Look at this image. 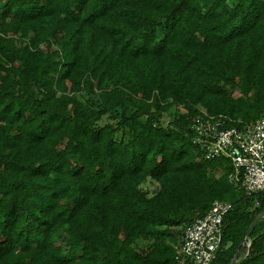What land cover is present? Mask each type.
<instances>
[{
  "label": "trees",
  "instance_id": "16d2710c",
  "mask_svg": "<svg viewBox=\"0 0 264 264\" xmlns=\"http://www.w3.org/2000/svg\"><path fill=\"white\" fill-rule=\"evenodd\" d=\"M201 110L264 117V0H0V264H176L215 200L211 264H264V190L205 158Z\"/></svg>",
  "mask_w": 264,
  "mask_h": 264
},
{
  "label": "built area",
  "instance_id": "2783aa9c",
  "mask_svg": "<svg viewBox=\"0 0 264 264\" xmlns=\"http://www.w3.org/2000/svg\"><path fill=\"white\" fill-rule=\"evenodd\" d=\"M226 118L204 110L196 116L192 141L203 147L205 158L232 161L230 181L247 193L264 190V117L241 127H226ZM232 203L215 200L208 212L184 230L177 246L176 264H211L222 242L224 216Z\"/></svg>",
  "mask_w": 264,
  "mask_h": 264
},
{
  "label": "rangeland",
  "instance_id": "374dc122",
  "mask_svg": "<svg viewBox=\"0 0 264 264\" xmlns=\"http://www.w3.org/2000/svg\"><path fill=\"white\" fill-rule=\"evenodd\" d=\"M143 189L147 190L150 194H153L156 189H157V184L155 183H152V182H146L144 185H143ZM174 230H180V228H173ZM184 235V230L181 234H179V242L182 240L183 238V235ZM150 242V240H147V239H142L139 241V245L140 246H146L148 243ZM249 245V244H248Z\"/></svg>",
  "mask_w": 264,
  "mask_h": 264
},
{
  "label": "water",
  "instance_id": "95a60500",
  "mask_svg": "<svg viewBox=\"0 0 264 264\" xmlns=\"http://www.w3.org/2000/svg\"><path fill=\"white\" fill-rule=\"evenodd\" d=\"M254 225V224H253ZM252 225V226H253ZM236 262V258L233 259L232 263L231 264H234Z\"/></svg>",
  "mask_w": 264,
  "mask_h": 264
}]
</instances>
